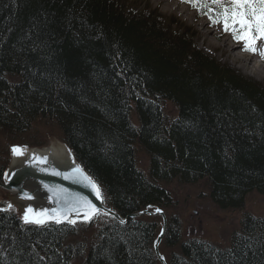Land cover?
I'll use <instances>...</instances> for the list:
<instances>
[{
    "label": "trees",
    "instance_id": "1",
    "mask_svg": "<svg viewBox=\"0 0 264 264\" xmlns=\"http://www.w3.org/2000/svg\"><path fill=\"white\" fill-rule=\"evenodd\" d=\"M127 5L0 0V181L13 147L53 136L123 218L170 208L173 186L202 185L219 210L241 211L252 193L264 196V86L203 53L157 11ZM92 220L97 242L85 264H160L157 222ZM167 227V264H264V218L246 215L226 249L182 240L178 218ZM75 235L71 224L27 225L0 209V264H72Z\"/></svg>",
    "mask_w": 264,
    "mask_h": 264
},
{
    "label": "rangeland",
    "instance_id": "2",
    "mask_svg": "<svg viewBox=\"0 0 264 264\" xmlns=\"http://www.w3.org/2000/svg\"><path fill=\"white\" fill-rule=\"evenodd\" d=\"M128 3L129 11L142 14L147 11H157L162 18L175 22L174 29L182 27L191 34L194 44L206 55L215 59L217 62L232 67L242 76L264 86V57L258 53L253 54L249 51L239 52L240 48L245 49L243 41L238 42L231 30L224 31L222 21L213 23L207 10L194 7L185 0H124ZM225 4L229 0H224ZM177 7L173 8V5ZM186 10L183 14L181 10ZM203 22L206 28L200 23ZM223 38L229 39L231 47L235 48V53L243 58L253 59V63L246 64L240 59H236L231 52L221 45ZM257 50L264 51V40L257 41ZM165 109L170 117L177 115V109L167 103ZM33 135V133H32ZM49 136L44 140V146L49 144ZM42 147V146H28ZM137 164L143 171H147L148 158L140 152L137 155ZM171 193L173 204L164 211L167 220L178 218L183 222V239L189 240L197 238L206 241L219 249H226L230 246L234 234L240 231L241 224L246 215L256 218H264V196L252 193L247 197L246 203L241 211H221L215 207L207 196V190L203 186L179 187L173 186L168 189ZM7 193L0 189V209L12 210L9 207ZM149 222L160 224L158 217H144ZM98 223V221H96ZM93 220L75 221L71 223L76 230L73 245L74 249L80 253L72 264H85L86 256L90 247L96 244L97 225ZM164 247L162 248V250ZM166 260V258H165Z\"/></svg>",
    "mask_w": 264,
    "mask_h": 264
},
{
    "label": "water",
    "instance_id": "3",
    "mask_svg": "<svg viewBox=\"0 0 264 264\" xmlns=\"http://www.w3.org/2000/svg\"><path fill=\"white\" fill-rule=\"evenodd\" d=\"M20 148L23 149V155L11 153L9 166L3 175V180L0 181V188L7 193L6 198L10 206L22 216L24 224L59 226L68 224L72 220H85L84 200L96 205L99 209L97 214H105L121 224L127 223L130 218L142 215L160 217L161 230L155 240L154 251L160 263L167 264L159 252V245L167 231V218L161 209L146 210L126 218L120 216L104 204L101 196L97 197L88 180L84 179V176L90 177L89 174L77 161L67 144L55 137H52L45 147ZM77 168L83 170V175L77 173ZM91 180L94 181L92 178ZM73 207H78L79 212L71 211ZM29 208L32 209L30 217L44 213L45 222L43 224L25 222L24 214ZM57 216L61 217L60 222L56 221Z\"/></svg>",
    "mask_w": 264,
    "mask_h": 264
},
{
    "label": "snow or ice",
    "instance_id": "4",
    "mask_svg": "<svg viewBox=\"0 0 264 264\" xmlns=\"http://www.w3.org/2000/svg\"><path fill=\"white\" fill-rule=\"evenodd\" d=\"M185 2L201 8L202 11L206 9L214 24L222 21L224 31L231 30L238 42H244L245 51L253 54L258 53L261 57H264V51L258 52L257 50V41L264 40V0H229L227 4L224 0H185ZM12 152L15 155H23V149L20 147H13ZM76 171L83 175L82 169L77 168ZM84 179L88 180L97 197L100 198V187L90 177L84 176ZM27 198L30 199L31 197ZM83 204L86 209L84 212L86 221L99 212V209L91 201L84 200ZM71 211L79 212V208L73 207ZM157 211L160 210L157 209ZM30 213H32L31 208L24 214L25 222L36 224L45 222L44 213H40L36 217H30ZM65 216H67V213H65ZM55 219L60 222L61 217L57 216ZM70 223L74 224L75 221L72 220Z\"/></svg>",
    "mask_w": 264,
    "mask_h": 264
},
{
    "label": "bare ground",
    "instance_id": "5",
    "mask_svg": "<svg viewBox=\"0 0 264 264\" xmlns=\"http://www.w3.org/2000/svg\"><path fill=\"white\" fill-rule=\"evenodd\" d=\"M175 7H177L175 4L173 5V8H175ZM181 12L183 13V14H185L186 13V10H184V9H182L181 10ZM200 25H203L205 28H206V24L205 23H203V22H201L200 23ZM222 42H221V45H222V47L223 48H225L226 50H228L229 52H231V55L234 57V58H236V59H240L243 63H248V64H251V63H253V59H248V58H243L242 56H238V54H236L235 52V48L234 47H231L230 46V44H229V39H224L223 38V40H221ZM243 51H245L243 48H240V53L241 52H243ZM139 154V153H138ZM137 154V155H138ZM155 208V207H153V206H149L148 208ZM148 208L147 209H145V210H143V211H140V212H137V213H133V214H140V213H142V212H144V211H146V210H148ZM130 215H132V214H130ZM129 216V215H128ZM144 217H149V215H142V216H140V217H137V218H130V219H128L127 220V222L129 221V220H136V219H141V218H144ZM126 224V223H125ZM160 233V232H159ZM159 235V234H158ZM158 235H157V237H158ZM166 235V234H165ZM157 237H156V239H157ZM164 238H165V236L163 237V239H162V241H161V243H160V245H159V252H160V254H161V256H163L164 258H166V255H165V247H164ZM155 239V240H156ZM179 239L177 238L176 239V241H178ZM204 242H206V241H204ZM154 243H155V241H154ZM209 245H212V244H210L209 243ZM72 246V245H71ZM164 247V249L162 250V248ZM225 249V248H224ZM153 250H154V244H153ZM69 255H71L70 253H69ZM154 255H155V257H156V259H157V261L160 263V261L158 260V258H157V255L155 254V251H154ZM161 264V263H160Z\"/></svg>",
    "mask_w": 264,
    "mask_h": 264
}]
</instances>
